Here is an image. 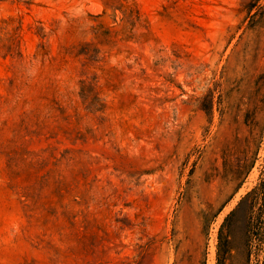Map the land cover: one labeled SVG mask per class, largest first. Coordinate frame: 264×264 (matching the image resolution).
Here are the masks:
<instances>
[{
    "label": "rangeland",
    "instance_id": "1",
    "mask_svg": "<svg viewBox=\"0 0 264 264\" xmlns=\"http://www.w3.org/2000/svg\"><path fill=\"white\" fill-rule=\"evenodd\" d=\"M0 264H264V0H0Z\"/></svg>",
    "mask_w": 264,
    "mask_h": 264
},
{
    "label": "trees",
    "instance_id": "2",
    "mask_svg": "<svg viewBox=\"0 0 264 264\" xmlns=\"http://www.w3.org/2000/svg\"><path fill=\"white\" fill-rule=\"evenodd\" d=\"M256 1H258V0H256Z\"/></svg>",
    "mask_w": 264,
    "mask_h": 264
}]
</instances>
